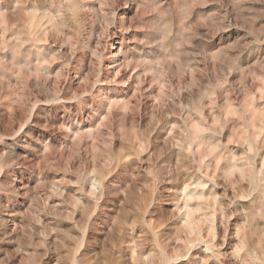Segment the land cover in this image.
<instances>
[{
	"label": "rangeland",
	"instance_id": "obj_1",
	"mask_svg": "<svg viewBox=\"0 0 264 264\" xmlns=\"http://www.w3.org/2000/svg\"><path fill=\"white\" fill-rule=\"evenodd\" d=\"M0 264H264V0H0Z\"/></svg>",
	"mask_w": 264,
	"mask_h": 264
}]
</instances>
